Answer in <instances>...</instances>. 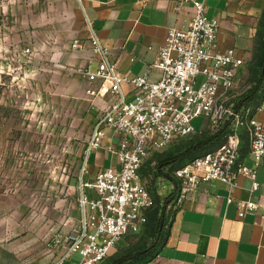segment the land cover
<instances>
[{
    "label": "built area",
    "instance_id": "obj_1",
    "mask_svg": "<svg viewBox=\"0 0 264 264\" xmlns=\"http://www.w3.org/2000/svg\"><path fill=\"white\" fill-rule=\"evenodd\" d=\"M182 1H192L194 12L187 27L168 28L152 65L160 73L157 81H150L146 74L129 77L120 73L106 59V49L98 38L90 37L94 52L102 57L95 71L85 69L82 75L89 82L108 84L107 91L117 95V100L95 122L86 146V162L110 129L119 136L118 143L108 147L119 167L103 169L91 181H81V219L63 240L67 244L64 259L78 253V264H99L121 239L141 231L156 201L141 180L140 168L150 151L196 133L192 121L197 117L205 118V129L212 134L226 131L218 144L172 171L177 194L170 208L177 210L202 182L220 181L232 190L238 177L246 176L252 180L251 190L260 187L256 176L264 159V123L254 114L264 113V98L243 110L236 108L241 95L235 91L240 82L237 71L243 59L233 49H220L219 22L206 16L204 1ZM72 46L78 48L79 44L75 41ZM23 54H31V49L25 48ZM199 76H203L201 82ZM123 83L133 87L131 99L121 92ZM87 93L97 95L100 90ZM242 130L248 134L251 167L240 161ZM87 189L95 196L89 197ZM232 200L229 195L227 201ZM237 206L242 210L258 208L251 200H239Z\"/></svg>",
    "mask_w": 264,
    "mask_h": 264
},
{
    "label": "crops",
    "instance_id": "obj_2",
    "mask_svg": "<svg viewBox=\"0 0 264 264\" xmlns=\"http://www.w3.org/2000/svg\"><path fill=\"white\" fill-rule=\"evenodd\" d=\"M76 1L89 29L88 37L98 38L106 49V59L114 63L120 73L129 77L146 74L150 81L160 79V73L152 65L157 58V49L164 44L168 28L187 27L194 12L192 1L182 0ZM200 1L205 3L206 16L219 22L220 49H233L243 59V65L237 71L240 82L235 91L245 94L262 74L261 97L256 100L260 102L264 98V67L261 69L258 64L264 50V0ZM89 39L79 41V47H73L74 50L69 52L72 71L76 74L65 73L60 79L62 91L67 88V93L83 105L84 120L91 134L95 122L116 102L117 95L107 91L108 84L101 86L98 81L89 82L82 75L85 69L95 71L102 57L94 52ZM87 90H100V94L92 95ZM121 92L126 99L134 95L133 87L127 83L121 84ZM40 97L43 99V94ZM254 116L264 123V113ZM118 141L117 134L106 130L101 146L91 152L86 162L81 176L83 182L91 181L103 169L119 167L116 155L108 150ZM172 144L166 146V150ZM155 152L150 151L148 158ZM148 158L140 168V177L156 201L159 215L163 216L161 233L154 243L156 255L150 264H264V159L257 168L256 180L260 183L257 190H251L252 180L246 176H239L237 186L232 190L220 181L202 182L174 211L170 202L177 194V186L170 171L171 164L161 163L159 182L153 184L151 169L146 168ZM240 161L253 166L249 139L241 143ZM159 183H167L163 194L159 193ZM88 193L95 196L93 190ZM229 195L233 197L231 202L227 201ZM239 200H251L258 208L239 209ZM134 236L124 238L128 240ZM124 246L117 244L104 260ZM79 261L78 253L64 259L58 252L51 264H78ZM0 264H3L1 257Z\"/></svg>",
    "mask_w": 264,
    "mask_h": 264
},
{
    "label": "rangeland",
    "instance_id": "obj_3",
    "mask_svg": "<svg viewBox=\"0 0 264 264\" xmlns=\"http://www.w3.org/2000/svg\"><path fill=\"white\" fill-rule=\"evenodd\" d=\"M89 34L76 0H0L3 264H51L58 252L63 254L65 236L79 225V190L90 130L83 105L67 88L62 91L60 75L76 74L69 52L75 41L89 39ZM25 48L31 54H23ZM202 80L199 76L198 82ZM192 125L200 133L206 120L197 117ZM166 148L146 162L153 184L159 182ZM158 190L163 194L167 183H159ZM142 234L143 228L118 244L138 246ZM142 242L151 244L148 239Z\"/></svg>",
    "mask_w": 264,
    "mask_h": 264
},
{
    "label": "trees",
    "instance_id": "obj_4",
    "mask_svg": "<svg viewBox=\"0 0 264 264\" xmlns=\"http://www.w3.org/2000/svg\"><path fill=\"white\" fill-rule=\"evenodd\" d=\"M258 64L261 69L264 67V50ZM260 77L255 80L252 87L245 94L238 97L236 108L240 109L244 107L245 109L250 105L258 103L256 100L261 97L259 85L263 80ZM225 131L226 129H223L218 133L212 134L209 130L205 129L200 133H194L189 137L178 139L167 149L161 163H170V171L172 173L175 168L218 144ZM240 136L241 143L248 141V134L245 130L241 131ZM162 220L163 216L159 215V209L153 208L143 227L140 244L135 246V244L126 243L124 247H120L116 254L104 260L102 264H148L151 262L156 255L157 247L154 243L161 233ZM144 239L151 241V244L147 245L142 242Z\"/></svg>",
    "mask_w": 264,
    "mask_h": 264
}]
</instances>
